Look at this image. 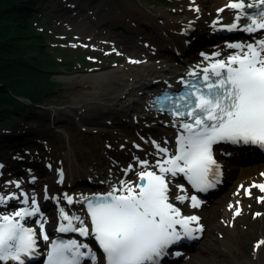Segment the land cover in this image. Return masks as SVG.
Segmentation results:
<instances>
[{"label": "rangeland", "instance_id": "1", "mask_svg": "<svg viewBox=\"0 0 264 264\" xmlns=\"http://www.w3.org/2000/svg\"><path fill=\"white\" fill-rule=\"evenodd\" d=\"M193 1L198 0L33 2L28 19L37 28H44V47L59 59L58 64L66 63L57 64L53 69L57 72L54 78L60 85L44 98V103L40 106L48 108L40 111V119L13 118L9 125L0 128V138L3 140L0 142V186L3 187L0 189V196L9 193L12 196L15 191L18 193L21 187L17 189L14 181L24 179L21 186L27 187L28 179L35 174L37 181L29 183L27 188H31L32 194L34 192L37 200L42 202L44 185L59 181V173L45 170L46 163H52L56 170L62 167L67 161L66 153L69 149H72L75 157L74 169H78V176L71 183L76 190L87 189L84 183L86 180L98 179L85 176L83 167H94L96 170L98 166L102 171L110 170L114 175L119 170L118 166L125 167L127 160L137 153L139 145L142 146V139L150 140L148 135L157 137L152 133L156 132L155 129L148 132L144 128L143 132H139L124 120L109 121L102 118L98 123L100 125L86 129L80 119L88 117L84 115V111L78 115L74 113L77 105L73 102L85 91L82 76L89 73L125 63L134 66L148 60H158L159 55L163 54L169 55L172 61L175 57L176 62L191 59L189 54L196 55V49L183 53L182 47L177 55L173 52L174 47L166 41L165 33L142 16V11L148 10L147 8L174 11L181 6H190ZM205 5L212 6L210 3ZM199 46L201 45L196 48ZM91 115L97 116L94 113ZM158 132L156 133L159 134ZM26 137L28 140L23 141ZM118 138L128 140L129 144L122 143ZM116 140L120 143H115ZM105 145H118L119 148L108 154L105 153ZM142 158L143 155L133 164L140 165ZM220 159L226 169L224 187L219 193L202 198L203 205L192 208L202 217L205 228L191 247L193 256L175 264H248L255 258L258 242L264 240V217L251 211L247 215H238V219L235 217L237 221L230 226L228 234L221 233L216 227V222L223 217V210L235 190L239 169L246 164L240 155ZM256 162L260 163V160ZM29 165L35 173L27 171ZM115 179L114 175L109 181ZM65 180L70 181L67 176ZM175 181L183 183L179 178ZM64 192L61 196L65 199L67 192ZM47 207L50 213L54 212L52 203ZM52 217H56V214ZM50 225L54 226V222L50 221Z\"/></svg>", "mask_w": 264, "mask_h": 264}, {"label": "snow or ice", "instance_id": "2", "mask_svg": "<svg viewBox=\"0 0 264 264\" xmlns=\"http://www.w3.org/2000/svg\"><path fill=\"white\" fill-rule=\"evenodd\" d=\"M226 7L238 10L226 30L259 32L260 38L247 44H229V48L237 50L235 54L204 68L200 75L192 73L195 79L185 85L187 90L183 93L164 97L177 118H183L179 120L183 132L178 138V154L174 152L163 162L157 161L159 174L146 170L148 161H139L145 170L137 173V182L121 180L120 188L113 186L105 194L85 197L91 232L80 216L70 217L64 209L60 210L66 224L61 223L59 231L78 232L82 237L94 235L107 264H160L170 246L183 237L194 238V232L203 230L191 226L199 225L198 216L182 215L175 204L190 199L193 208L199 207L196 196L170 197L169 185L172 178L183 174L199 191L212 187L209 175L219 174L213 145L224 142L264 149V0L259 4L240 0ZM250 9L257 11L252 13ZM160 151L167 153L168 149ZM177 187L184 191L182 186ZM252 187L264 193V184ZM248 194H252L250 190ZM11 199L20 198L0 196V206L7 207ZM67 202L73 203L70 196ZM22 203L29 207L0 214V262L28 264L39 255L38 240H49L44 223L39 224V235L36 229L26 226V218L40 213L35 198L29 204V197L23 195ZM260 244L264 240L257 247ZM84 260L95 264V252L87 243L73 239L52 242L46 264H82Z\"/></svg>", "mask_w": 264, "mask_h": 264}, {"label": "bare ground", "instance_id": "3", "mask_svg": "<svg viewBox=\"0 0 264 264\" xmlns=\"http://www.w3.org/2000/svg\"><path fill=\"white\" fill-rule=\"evenodd\" d=\"M235 1L240 0H198L193 1L190 6H181L174 11L164 9L150 10L147 8L148 10L142 11V16L151 20V24L156 29L165 33L168 44L172 46L176 45L179 49L181 48L179 43H184L185 50L187 51V49H191L192 43L194 46L198 45L204 37L208 38L220 28L226 29L227 25L234 22V13L238 10L230 9L226 5L234 3ZM247 2L257 3L260 0H247ZM207 3L212 4V6L208 7L205 5ZM222 8L224 11H220ZM239 34L241 32L238 30L237 32L230 31L228 35L238 36ZM205 41L207 40L204 39L203 42ZM221 44L223 45L222 42ZM220 47L219 50L222 51L223 46ZM204 50L199 53H204ZM211 53L212 50L210 55ZM159 56L158 60H148L134 66H131L130 63H125L122 66L107 67L82 76V82L85 83L86 89L73 102L77 105L73 112L78 115V113L80 114V112L84 111V115L86 114L89 118L85 119L83 117L80 119L86 129H92L100 125L98 123L103 118L109 121L124 120L129 126L139 132H143L144 128L148 132L153 129L156 132L159 131V134L152 132L157 135V138L148 135L150 140L142 139V146L137 153H134L135 160H138L139 156L143 154L144 160H148L150 163L147 168H151L155 172L159 171L158 167H156L157 161L163 162V160L172 156L178 149V138L183 132V129L180 127V119L170 118L167 115H162L160 112L150 109L149 101L153 93L157 92L160 89L159 87H176L181 85L184 76L202 72L204 68L211 67L216 61L227 57L226 55H222L218 60L210 57H199L194 59V62L191 64H187L184 60L176 62L175 57H173L174 60L172 61V58L169 55L166 56V54ZM92 113L97 114V116H92ZM154 125L157 127H154ZM118 139L120 141L122 140V143L129 144V141L124 138ZM115 143L120 142L116 140ZM116 148H119V146L115 145V147H110L105 145L104 150L105 153L109 154L113 150L116 151ZM160 148H167L168 152L163 153L160 151ZM219 152L221 155L225 154L222 148ZM243 154L248 162L239 169L237 183L232 197L223 210V217L219 219V222H216V227L224 234H228L230 226L232 224L234 225L239 218L236 214L237 211L239 215H247L251 211L259 215V217H264V200L257 199V197H264V193L260 192L258 188L252 187L254 184H264V175H262L264 174V160L257 163L252 159L257 155H261L259 151L248 150L246 152L244 151ZM120 158L122 159V157ZM66 160L59 169L63 172L61 176H68L70 181L62 180L61 178L60 181L54 182L51 188L57 194H61L60 190H63L62 192L66 191L67 197L70 196L73 200V203L70 205L74 213L72 212L71 214L78 215L82 219L84 218L77 210L79 207L86 208L84 198L93 192V188H95L93 186L102 188L104 191L111 189L113 186L120 188L121 180L135 183L138 180L137 173L145 170L141 165L138 168L139 165L137 164L136 168L138 169L133 173L135 170L133 161L131 159L127 160V166H118L119 170L115 173H119L120 178L112 184H107L105 180L107 177H110V170L102 171L103 169H100L98 166L96 170L94 167H83V174L85 176L89 175V177L96 178L98 181L86 180L87 182L84 183L88 188L76 190L71 183V180L72 182L75 181L78 176V169H74L75 157L72 149L67 150ZM141 161L143 160L141 159ZM129 166H131V170ZM100 173L103 175L99 176ZM184 182H174L172 178V183L169 185L170 197L187 194L188 188ZM177 185L182 186L184 191L181 192ZM248 186L253 188L251 190L253 195L246 194V188ZM11 187L15 188L14 186ZM2 188L0 186V189ZM193 195L199 201V206L204 204L198 194H187L188 197ZM22 199L17 201V210L21 207H29V205L22 203ZM12 204L13 201L9 200L7 206H11ZM175 204L181 209L182 215H195L199 217V225H191L193 228L204 225L202 217L192 209L190 199H186L183 203L175 201ZM185 204L187 206H184ZM36 205L40 206L39 203H36ZM5 208L4 206H0V214L6 212L3 210ZM61 219H59L60 223L63 222V219ZM262 237L264 238V235ZM248 264H264V244H260L257 247L255 258Z\"/></svg>", "mask_w": 264, "mask_h": 264}, {"label": "trees", "instance_id": "4", "mask_svg": "<svg viewBox=\"0 0 264 264\" xmlns=\"http://www.w3.org/2000/svg\"><path fill=\"white\" fill-rule=\"evenodd\" d=\"M34 1L0 0V127L13 118L40 119L44 98L60 85L53 69L66 63L58 64L44 47L46 32L28 19Z\"/></svg>", "mask_w": 264, "mask_h": 264}, {"label": "water", "instance_id": "5", "mask_svg": "<svg viewBox=\"0 0 264 264\" xmlns=\"http://www.w3.org/2000/svg\"><path fill=\"white\" fill-rule=\"evenodd\" d=\"M21 99L28 101L27 99H24V98H21ZM45 108H48V107H45Z\"/></svg>", "mask_w": 264, "mask_h": 264}]
</instances>
